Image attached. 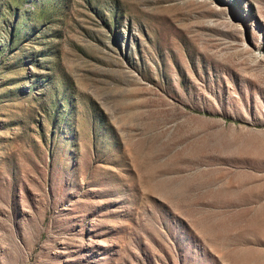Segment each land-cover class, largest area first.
Listing matches in <instances>:
<instances>
[{
  "label": "rangeland",
  "instance_id": "374dc122",
  "mask_svg": "<svg viewBox=\"0 0 264 264\" xmlns=\"http://www.w3.org/2000/svg\"><path fill=\"white\" fill-rule=\"evenodd\" d=\"M0 264H264V0H0Z\"/></svg>",
  "mask_w": 264,
  "mask_h": 264
}]
</instances>
